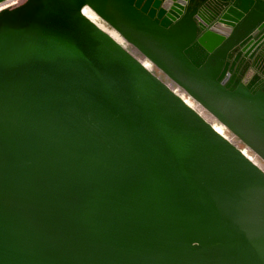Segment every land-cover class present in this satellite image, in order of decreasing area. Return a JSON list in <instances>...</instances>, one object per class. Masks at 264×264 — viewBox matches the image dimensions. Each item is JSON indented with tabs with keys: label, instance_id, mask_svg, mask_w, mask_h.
I'll use <instances>...</instances> for the list:
<instances>
[{
	"label": "water",
	"instance_id": "95a60500",
	"mask_svg": "<svg viewBox=\"0 0 264 264\" xmlns=\"http://www.w3.org/2000/svg\"><path fill=\"white\" fill-rule=\"evenodd\" d=\"M85 7L264 159V92L222 69L264 56V0L5 5L0 264H264V169Z\"/></svg>",
	"mask_w": 264,
	"mask_h": 264
},
{
	"label": "built area",
	"instance_id": "2783aa9c",
	"mask_svg": "<svg viewBox=\"0 0 264 264\" xmlns=\"http://www.w3.org/2000/svg\"><path fill=\"white\" fill-rule=\"evenodd\" d=\"M11 3L12 4L8 3L6 5H14L19 2L18 0H13L11 1ZM96 22L104 29L114 30L120 36V40L118 41H120L126 47L129 48L128 42L125 40V38L111 24H109L106 20H104L98 14L96 16ZM135 54L146 67H148L150 70L154 71L157 75L163 78V80L169 85V87L174 92L179 94L185 100L186 103H188L201 116H203L207 121H209L222 135H224L227 139H229L236 146H238L252 160L253 158H255L256 160L264 163V159L255 150H253L247 143H245L236 133H234L225 123H223L201 101H199L196 97H194L186 88H184L181 84L177 83L168 74H166L162 69L157 67L156 64L148 56L142 54L141 52H136Z\"/></svg>",
	"mask_w": 264,
	"mask_h": 264
},
{
	"label": "flooded vegetation",
	"instance_id": "af4514ba",
	"mask_svg": "<svg viewBox=\"0 0 264 264\" xmlns=\"http://www.w3.org/2000/svg\"><path fill=\"white\" fill-rule=\"evenodd\" d=\"M129 48L134 52H140L135 46L128 42ZM200 50V49H199ZM256 45H235L231 56L223 64L225 84L232 88L239 84L245 85L253 93L264 92V56L258 53ZM258 53L256 56L255 54ZM253 54L255 59L250 58Z\"/></svg>",
	"mask_w": 264,
	"mask_h": 264
},
{
	"label": "bare ground",
	"instance_id": "6f19581e",
	"mask_svg": "<svg viewBox=\"0 0 264 264\" xmlns=\"http://www.w3.org/2000/svg\"><path fill=\"white\" fill-rule=\"evenodd\" d=\"M9 1H13V0H7V1H5V2L0 3V8H1V6L3 7L4 5H6V3L9 2ZM85 13H86L90 18H92L93 20L96 21L97 13H96L93 9L88 8V7H85ZM106 30H107L109 33H111V34H112L117 40H120V36H119L114 30H110V29H109V30L106 29ZM253 160H255V161L257 162V164H259V165L264 169V163H262V162L256 160L255 158H253Z\"/></svg>",
	"mask_w": 264,
	"mask_h": 264
},
{
	"label": "rangeland",
	"instance_id": "374dc122",
	"mask_svg": "<svg viewBox=\"0 0 264 264\" xmlns=\"http://www.w3.org/2000/svg\"><path fill=\"white\" fill-rule=\"evenodd\" d=\"M21 1H23V0H18V2H21ZM8 3L12 4L11 1H10V2H7L6 4H8ZM4 6H5V5H4ZM1 7H2V6H1Z\"/></svg>",
	"mask_w": 264,
	"mask_h": 264
}]
</instances>
